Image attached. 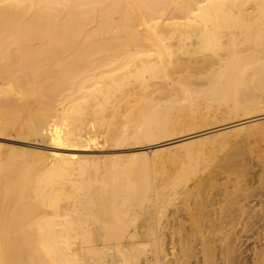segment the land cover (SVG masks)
<instances>
[{
    "label": "bare ground",
    "instance_id": "obj_1",
    "mask_svg": "<svg viewBox=\"0 0 264 264\" xmlns=\"http://www.w3.org/2000/svg\"><path fill=\"white\" fill-rule=\"evenodd\" d=\"M263 101L264 0H0V137L23 143L0 144V264H183L188 252L194 264H264V241L250 256L240 250L235 226L243 218L247 232L254 216L243 205L214 211L207 225L218 240L202 255L198 215L190 231L162 224L208 168L203 143L255 134ZM177 108L250 117L174 140ZM172 144L184 162L157 179L177 159L161 156ZM125 145L128 154L93 153ZM221 159L231 171L239 158Z\"/></svg>",
    "mask_w": 264,
    "mask_h": 264
},
{
    "label": "rangeland",
    "instance_id": "obj_2",
    "mask_svg": "<svg viewBox=\"0 0 264 264\" xmlns=\"http://www.w3.org/2000/svg\"><path fill=\"white\" fill-rule=\"evenodd\" d=\"M263 104H264V101H263ZM263 104L261 103V107H259L258 108V110L259 111H257V109L256 110H254V112L255 111H257V112H255V114L256 115H254V113L252 114V112H250L249 114H252V116L254 115V116H260V115H263L264 114V112H262L263 110H264V106H263ZM202 105H205V104H202ZM203 107V106H202ZM263 108V109H262ZM205 109H208V108H204V111H206ZM213 109H215V107L213 108ZM222 109V108H221ZM262 109V110H261ZM222 110H220L219 112L217 111V113H216V111L214 112V113H211V114H213V115H209V113H208V115L207 114H205V115H203V118H200L201 116H197V117H191L189 114H187L186 113V111H185V109H183V108H177V109H174L173 111H172V113H173V115H176L177 116V119H179V121L180 122H178L177 121V119H176V123L178 124V128H177V130L173 133L174 134V136L176 137H173V135H172V137L174 138V140H176V139H179V138H181L182 136H181V134L182 135H185L186 136V134H188V135H191V134H194V133H199V132H202V131H205V130H208L207 129V126H210V129L211 128H217V127H220V126H223V123H225L224 125H227V124H230V123H233V122H236V121H238L239 119H242L243 117L244 118H247V117H250V116H246L245 117V115H243V117H235L234 116V118H229V117H227V116H229V115H225L224 113H222L221 112ZM261 112V113H260ZM258 113H259V115H258ZM215 114V115H214ZM221 114H222V116H221ZM185 116L187 117L188 116V118H189V116H190V120L188 119H186L185 118ZM207 116V119L206 118H204V117H206ZM210 116H212V117H210ZM217 116V117H216ZM219 116H221L220 118H219ZM215 117V118H214ZM222 117H224V118H222ZM227 117V119H225ZM181 118H183V119H181ZM209 118V119H208ZM216 119L215 121H213V119ZM218 118V119H217ZM243 118V119H244ZM212 119V120H211ZM220 119V120H219ZM228 119L229 120H231V122H229L228 121ZM235 119V120H234ZM238 119V120H237ZM188 122H187V121ZM218 120V121H217ZM222 120V121H221ZM234 120V121H233ZM219 122V123H217V122ZM229 123H228V122ZM264 119L263 120H261V121H259V125H260V128H258L259 130H257V129H255L254 128V130L252 131V132H250V133H253V132H256L257 133V135H255L254 133V135L253 134H249V133H247V135L245 134V133H238L237 135H236V139H234V140H232L233 139V136L231 137L230 135L231 134H229V136H227V138H224L225 136H223V139H231L230 140V143H227L226 145H232L231 146V151L229 150V148H230V146L228 145V147L227 146H223L224 148H222V146H220L219 144L221 143V141H223V139H219V137H218V139H219V142L220 143H218V140H217V138L215 139L216 140V144H218V146L219 147H217V145H215V147L213 146L214 145V143H212L211 144V142H209V144L210 145H208L207 143L208 142H206V143H203V145H202V147H205L204 149L206 150H210L209 152H211V153H209L207 150V152L209 153V155H208V153H207V156H205L206 154H205V150H204V156H203V154L201 153V157H200V155L198 156L199 158V161L202 163V162H205L206 163V161H207V163H206V165H207V169H203V170H201L200 171V173L198 172V174H197V176H196V178H193V179H191V180H189L188 182H187V188H188V194H190L189 196H187L188 197V200L187 201H185V200H182L184 197L181 195V196H179L180 198H177V199H175V200H172L171 202H175L174 203V205H168L167 206V211H166V216H170V217H167V220H165L164 219V221L162 222V224H164L165 223V221H167L165 224L167 225V227H172L173 225L177 228L178 226V228L177 229H181V231L183 232V231H185L186 229V231H190V229H191V227H192V223H191V214H196V215H198V218H200V219H202L204 222H206V227H204L203 225H199V226H202L203 228H204V231L203 232H201V236L200 237H198L197 238V240L198 241H196L195 242V244L197 245V247L196 248H198V250H200V254L201 253H203V252H206L207 251V245L208 246H211V243L212 244H214V243H216V241L218 240V232L217 231H214L213 229H212V227L209 225H207V223H208V220L213 216V213H214V211H216V210H218L219 209V207L220 206H223V205H225L226 204V207H227V205H228V208L229 207H231L230 209H235V207H233V206H235V205H237V204H240V205H243V208H245L244 209V212H246L245 213V216H246V214H248V213H254V216L252 217V219H251V221H250V223L248 224V230H247V232H242L241 231V226L245 223V219H243V218H241V220L239 219L238 221L242 224H237V226H235V232L236 231H238V233L237 234H240V240H239V245H241V248H240V250H242V249H245V251H244V256H250V252H251V250L253 249V250H258L257 248H260L261 246H260V244H262V242L264 241V129H263V127H264ZM213 122H216V124H213ZM227 122V123H226ZM180 123V124H179ZM209 124V125H208ZM211 124H213V125H211ZM217 124H219V126L217 125ZM204 125L206 126L205 127V129H204ZM217 125V126H216ZM196 126V127H195ZM262 127V128H261ZM200 128V129H199ZM198 129V130H197ZM202 129H204V130H202ZM184 130H185V132H184ZM190 130V131H189ZM195 130H197V131H195ZM200 130H202V131H200ZM189 131V132H188ZM258 131V132H257ZM183 132V133H182ZM259 132H262L263 134H261V133H259ZM186 133V134H185ZM241 134V135H240ZM258 134H260V135H258ZM247 136V137H246ZM229 137V138H228ZM231 137V138H230ZM237 137H238V141H236L237 140ZM240 137V138H239ZM244 137V138H243ZM7 138H10V139H7ZM12 138L14 139V140H12ZM221 138H222V136H221ZM166 139V138H165ZM165 139L163 138L162 139V141L160 140H152V142H148V141H145L144 140V142H145V144H144V142H140L139 144H140V146H143V147H145V148H147V147H149L150 145L152 146L154 143V141L156 142V141H158L159 143H162V142H164L165 141ZM215 140H213L212 142H215ZM240 140V141H239ZM14 141V142H13ZM143 141V140H142ZM234 143H233V142ZM20 142L21 141H19V139L18 138H16V137H14V136H4L3 137V135H2V137H0V144L3 146V151L4 150H8V149H10V148H12V147H19V146H21V145H23V143L21 142V145H20ZM236 142H239L238 144H236L235 145V143ZM3 143V144H2ZM28 143L30 144V146H32L33 144H35L36 142H31V141H28ZM28 143H24V145L25 144H28ZM42 144V145H40V144ZM47 144L46 142H41V141H37V143L35 144V145H33V146H35V147H37V148H40V149H43V150H46V149H48L49 147H47V146H45V145H43V144ZM151 143H153V144H151ZM247 143V144H246ZM251 143V144H250ZM149 146H148V145ZM197 144L199 145V143H196V144H194L193 145V147L194 148H200L201 147V144L197 147ZM7 145V146H6ZM10 145H12V146H10ZM39 145V146H38ZM175 145H177V144H172L171 146L172 147H170L169 146V148L171 149H167V150H165V151H167V153H166V155L164 154V152H161V156L162 157H165V156H167V155H169V156H171V157H174V158H177L176 159V161H174V162H172V163H167V164H165V166H164V168L165 169H163L162 170V173H161V175L160 174H158V176H157V179H165L166 178V180H168V179H172V178H174L178 173H179V167H180V164H182V162H184L183 160H181L180 159V157L182 156V154L181 153H184L181 149L182 148H179L178 146H175ZM205 145V146H204ZM207 145V146H206ZM5 146V147H4ZM10 146V147H9ZM125 146H127V145H125ZM125 146H123L122 148H120V147H116V148H114V149H112L113 147H111V146H105L104 148H105V150H104V148L102 147V148H99V149H96V150H94L93 151V153L94 154H96V155H115L116 153L118 154L119 153V155H124V154H128V153H130L132 150L131 149H133V147L130 145V146H127V148H128V151H127V148L125 147ZM150 146V147H151ZM209 146V147H208ZM210 146H213L212 148H215V149H213V151H212V149H211V147ZM220 148V149H217V148ZM226 147V148H225ZM232 147H234V148H232ZM238 147V148H237ZM108 148V149H107ZM163 148H165V147H162V149ZM209 148V149H208ZM121 149H123V150H121ZM176 149V150H175ZM178 149H180V151L178 150ZM217 149V150H216ZM232 149H234V152H232L233 150ZM125 150V151H124ZM131 150V151H130ZM170 150V151H169ZM178 150V151H177ZM99 151V152H98ZM113 151V152H112ZM115 151V152H114ZM118 151V152H117ZM236 151H238V152H236ZM97 152V153H96ZM101 152V153H100ZM103 152V153H102ZM107 152V153H106ZM109 152V153H108ZM219 152V153H218ZM228 152V153H227ZM236 153L237 154V158H239L238 160H237V164L232 168V170L231 171H229V170H225V169H222V168H220V165H221V161H223L224 159H221V157H224L225 158V156H227L229 153ZM106 153V154H105ZM111 153V154H110ZM113 153V154H112ZM122 153V154H121ZM124 153V154H123ZM175 153H177V154H175ZM181 155H180V154ZM242 153H244V154H242ZM249 153V154H248ZM116 154V155H117ZM221 156V157H220ZM241 157V158H240ZM204 158V159H203ZM206 158H207V160H206ZM196 159V158H195ZM243 159H244V161H243ZM182 162H181V161ZM221 160V161H220ZM215 161V162H214ZM220 161V162H219ZM243 162V163H242ZM240 163V164H239ZM172 164H175V166L176 167H174ZM210 164H211V166H210ZM218 165V164H220V165H218L217 167H215L216 165ZM171 165V166H170ZM238 165V166H237ZM169 167V168H168ZM249 167V168H248ZM167 168V169H166ZM172 168V169H171ZM178 168V169H177ZM210 168H212L213 170H211ZM215 168V169H214ZM219 171H218V170ZM222 169V170H221ZM241 169V170H240ZM169 170V171H168ZM176 170V171H175ZM222 172H221V171ZM176 172V174H175V172ZM174 172V173H173ZM203 172V173H202ZM212 172H214L213 173V175L211 174ZM171 173V174H170ZM219 175H218V174ZM223 173V174H222ZM225 173V174H224ZM244 175H243V174ZM246 173V174H245ZM173 174V175H172ZM205 175V176H204ZM210 176V180H208L207 182H205V183H203V184H201L200 182H198V180H197V178H200V180H203V178H209V176ZM216 177H215V176ZM229 175V176H228ZM252 177H251V176ZM256 175V176H255ZM163 176V177H162ZM213 176V177H212ZM223 176V177H222ZM238 176H242V177H240L239 178V180L241 181L240 183L242 184V188H241V184H239V180H238ZM259 176V177H258ZM158 177H160V178H158ZM220 177H222V179L220 178ZM226 177V178H225ZM231 177V178H230ZM237 177V178H236ZM212 178V179H211ZM216 178V179H215ZM219 178H220V180H219ZM224 178V179H223ZM234 178V179H233ZM259 178V179H258ZM156 179V180H157ZM214 179V180H213ZM225 179H227V180H225ZM231 179V180H230ZM243 179V180H242ZM155 180V181H156ZM213 180V181H212ZM219 180V181H218ZM254 180V181H253ZM159 181V180H158ZM157 181V182H158ZM218 181V182H217ZM229 181V182H228ZM156 182V183H157ZM212 182V183H211ZM220 182V183H219ZM234 182V183H233ZM237 182V183H236ZM159 183V182H158ZM194 183V184H193ZM197 183V185H195ZM206 183L208 184L207 186H206ZM215 185H214V184ZM223 183V184H222ZM236 183V184H235ZM246 185H245V184ZM255 183V184H254ZM192 184H193V186H192ZM200 184V185H199ZM211 184V185H210ZM205 185V186H204ZM223 185V186H222ZM235 185H237V187L235 186ZM254 185V186H253ZM192 186V187H191ZM195 186V187H194ZM199 186V187H198ZM248 186V187H247ZM197 187V188H196ZM226 188V190H225V188ZM239 187V188H238ZM191 188V189H190ZM195 188V189H194ZM220 188V189H219ZM221 188H223V189H221ZM233 188V189H232ZM247 188L250 190H247ZM241 189V190H240ZM252 189H254L253 190V192L254 193H252L251 191H252ZM190 190H191V192H190ZM220 190V191H219ZM243 190V191H242ZM235 191V192H234ZM198 192V193H197ZM230 192V193H229ZM219 193V194H218ZM225 193V194H224ZM232 193V194H231ZM242 193H244V194H242ZM221 194V195H220ZM236 194V195H235ZM249 194V195H248ZM194 195V196H193ZM225 195H226V198L229 196V195H231L230 197H228L229 199H227V201H226V198H225ZM233 195H235V196H233ZM245 195V196H244ZM193 196V197H192ZM243 196H244V198H243ZM178 197V196H177ZM182 197V198H181ZM236 197H239L240 198V201H238L239 200V198H238V200H237V198L235 199ZM246 197V198H245ZM194 198V199H193ZM225 198V200H223ZM181 199V200H180ZM231 199V200H230ZM228 200H229V203H228ZM183 201H184V203H183ZM235 201V202H234ZM186 202V203H185ZM217 202V203H216ZM220 202H221V204L222 205H220ZM227 202V203H226ZM240 202V203H239ZM224 203V204H223ZM181 204V205H180ZM190 204V205H189ZM235 204V205H234ZM187 205V206H186ZM255 205V206H254ZM175 206V207H174ZM238 206V205H237ZM179 208V209H178ZM187 208V209H186ZM194 208V209H193ZM175 209V210H174ZM189 209V210H188ZM252 209H254V210H252ZM187 210L189 211V212H187ZM191 210V211H190ZM256 210V211H255ZM190 212H191V214H190ZM187 213V214H186ZM202 213V214H201ZM190 214V215H189ZM200 214H201V216H200ZM172 220V222H170ZM150 221H152V220H150ZM169 221V222H168ZM175 221H176V223H175ZM178 223L180 224V225H178ZM164 224V225H165ZM182 225V226H181ZM184 226V227H183ZM167 227H166V230H167ZM182 227V228H181ZM236 227H238V228H236ZM241 227V228H240ZM165 229V228H164ZM164 229H163V232H164V237H166V238H164V243H168L169 244V232H167L166 230L164 231ZM179 229V230H180ZM183 229V230H182ZM241 231V233H240V231ZM168 233V234H167ZM245 233V234H244ZM167 234V235H166ZM175 237H177V236H175ZM214 240V242H212ZM175 241H176V239H175ZM261 242V243H260ZM166 243V245L165 244H163V247H165V251H166V253H167V257L168 256H170V254H168L169 253V251H170V249H168V244ZM198 243V244H197ZM195 245V246H196ZM257 246V247H256ZM167 248V249H166ZM256 248V249H255ZM168 250V251H167ZM252 250V251H253ZM190 252H188V253H186V256H188V258L187 257H185V261L183 262V264H185L186 263V260L188 261V259H189V257H191V254H189ZM202 255V254H201ZM199 257H201L200 255H198ZM205 257H208V256H205ZM208 260V262L210 261V259L208 258L207 259ZM192 262V263H191ZM187 264H194L193 263V258L191 257L190 259H189V261L187 262ZM200 264H203V263H201L200 262ZM210 264V263H209Z\"/></svg>",
    "mask_w": 264,
    "mask_h": 264
}]
</instances>
